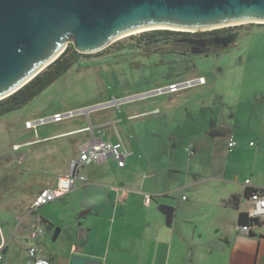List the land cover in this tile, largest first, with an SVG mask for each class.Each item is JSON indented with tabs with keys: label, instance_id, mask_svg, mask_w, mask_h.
I'll use <instances>...</instances> for the list:
<instances>
[{
	"label": "rangeland",
	"instance_id": "obj_1",
	"mask_svg": "<svg viewBox=\"0 0 264 264\" xmlns=\"http://www.w3.org/2000/svg\"><path fill=\"white\" fill-rule=\"evenodd\" d=\"M259 25H241L243 27L237 32L234 46L209 53H189L174 43H164L151 47L154 52L147 56L124 53L101 57L100 51L80 54L77 64L40 96L23 109L1 117L0 229L6 238L5 223L11 225L14 221L9 215L18 216L17 223L26 211L22 203L28 207L30 196L36 189L55 185L57 177L68 169L71 161L78 158L79 145L89 138V133L43 144L26 143L43 135L79 130L88 126L89 121L94 122L96 117L101 118V122L122 119L121 124L110 127L122 139L131 135V126L137 123L144 137L151 134L147 135L148 140H153L155 134L159 140L169 135L171 141H160L161 152L156 156L158 161L181 168L176 181L181 182L189 173L198 175L194 177L198 181L197 186L180 195L185 199L213 196L219 188L226 187V182L238 180L243 183L253 175L264 182V109H260L261 104L254 98L258 97L255 92L264 93V26ZM130 36L120 38L104 49L118 42L127 46L132 43ZM69 45L72 44L66 43V47ZM199 78L205 80L203 85L175 93L165 92L133 100L120 104L118 108L111 106L87 115L79 114L59 123L49 121L32 129L25 126L28 121L51 119L55 113L66 114L119 102ZM135 106H143L146 110L157 109L158 115L143 122L129 121L124 113L128 115L130 110L127 109ZM211 126L223 134L210 136ZM104 131L109 130L104 128ZM229 135L237 144L232 152L227 146ZM197 143V151L190 155L187 150ZM115 170V163L108 159L106 164L84 167L81 175L87 178L88 183H108L120 179ZM139 175L141 179L142 174ZM70 198L71 195L65 196L56 203L36 209V217H50L56 229H67L66 232L74 229L77 222L82 225L85 217H81V213L74 215ZM19 202L21 209H18ZM206 207L201 204L198 211L204 212ZM241 207L244 208L243 205ZM18 236L15 235L14 243L23 248L24 241ZM47 242L54 251L62 249L61 252L73 253L69 241L62 244L61 239L52 241L51 237H47Z\"/></svg>",
	"mask_w": 264,
	"mask_h": 264
},
{
	"label": "crops",
	"instance_id": "obj_2",
	"mask_svg": "<svg viewBox=\"0 0 264 264\" xmlns=\"http://www.w3.org/2000/svg\"><path fill=\"white\" fill-rule=\"evenodd\" d=\"M256 94L258 97L254 98L261 104L260 109L263 110L264 93L255 92ZM142 107L127 109L130 113L128 115L124 113L125 118L129 121L143 122L158 115L157 109L146 110ZM98 118H94V122L89 121L88 126L79 130L43 135L35 141L26 143L43 144L80 133H89V138L79 145L81 148L90 141L92 132L94 138L105 142L120 141L128 154L124 168L116 166L115 172L120 179L108 183L101 181L88 183L83 175L85 182H78L73 191L47 204L56 203L62 197L71 195L74 215L86 212L81 216L85 217L82 225L79 226L77 222L75 228L67 232V229H59L56 238L61 239L62 244L71 242L73 253L61 252L62 249L55 251L50 249L47 237L52 238L56 229L55 223L50 217L43 219L36 217L35 211L30 212L31 205L39 193L53 189L55 185L52 188L40 187L30 196L28 207L22 203L26 211L22 213L17 223L15 220L18 216L9 215L14 221L11 225L9 222L5 223L8 238L0 229L2 249L0 264L27 263L26 252L31 244L26 241V233L32 227L45 229V234L39 238L36 246L41 256L50 264H71V258L74 256L92 259L100 264H264V229H253L247 235L237 229L238 215L247 209L244 182L249 180L252 188L264 189V182L258 176L253 175L243 183L238 180L226 182V187L219 188L213 196L201 198L193 196L190 200L185 199L180 195L197 186L198 181L194 180V177L198 175L189 173L181 182L176 181L175 178L181 174V168L158 161L156 156L161 152L160 141H171L169 135L159 140L155 134L153 140H148L146 137L151 134L148 133L144 137L137 123L132 124L131 135L122 139L110 128L121 124L122 119L101 122V118ZM104 128H108L109 131H104ZM212 128L211 126L209 132ZM190 147H192L190 155H193L198 149V143L195 147ZM107 162L108 160L103 164ZM67 171L68 169L59 176L65 175ZM139 174H142L141 179ZM145 195L151 197L148 204L144 202ZM232 197L238 198V209L225 205ZM160 204L174 209L170 227L166 226L165 217L158 211ZM201 204L207 207L210 205V208L206 207V211L199 212L198 206ZM17 205L18 209H21V202ZM48 224L52 226L51 231L46 229ZM17 234L24 241L23 248L14 243Z\"/></svg>",
	"mask_w": 264,
	"mask_h": 264
},
{
	"label": "water",
	"instance_id": "obj_3",
	"mask_svg": "<svg viewBox=\"0 0 264 264\" xmlns=\"http://www.w3.org/2000/svg\"><path fill=\"white\" fill-rule=\"evenodd\" d=\"M245 23L264 24V0H0V101L56 61L66 43L79 54H90L140 32L197 33ZM153 95L157 92L116 103ZM111 106L117 105L112 102L78 113L87 115ZM158 211L170 227L174 209L160 205ZM59 231L55 229L52 241ZM70 263L100 264L80 256L72 257Z\"/></svg>",
	"mask_w": 264,
	"mask_h": 264
},
{
	"label": "built area",
	"instance_id": "obj_4",
	"mask_svg": "<svg viewBox=\"0 0 264 264\" xmlns=\"http://www.w3.org/2000/svg\"><path fill=\"white\" fill-rule=\"evenodd\" d=\"M204 32V31H202ZM205 80L203 78H199L193 82H186L180 86L171 85L168 89L158 90L157 95L165 92L175 93L181 89L191 88L195 85H203ZM118 107L120 104H117L116 101L114 102ZM77 112H68L66 114H54L51 119L43 120L40 119L37 122H26V128L32 129L36 125H42L46 122L52 121L55 123L62 122L65 119H71L75 116L79 115ZM89 131V129H87ZM91 132V130H90ZM228 141V150L232 152V150L236 147V142L232 135H229L227 138ZM192 147L188 149L191 152ZM128 154L124 149L123 144L118 141L116 143L105 142L102 139H96L92 135L91 132V139L89 142L84 144L80 148L79 156L77 159L71 161L68 171L65 175H61L57 178L55 187L53 189L43 190L39 193V195L33 201L30 212L36 211V209L47 205L48 203L52 202L56 198L64 196L71 191L74 190L76 184L78 182H85V177L81 175V170L92 164H103L108 159H112L117 168H124L125 160ZM244 188L246 190H251L252 192L245 196L247 209L245 213L248 215L249 218L256 220L257 223L252 225H239L238 231L242 234H250L253 229H264V189H254L251 187L250 181L246 180L244 182ZM151 200L149 195L144 196L145 204H148ZM45 234V229L43 227H32L26 233V241L30 244L27 248V257L28 261L26 264H50L48 260L44 259L37 246V241ZM0 248V253H1ZM2 257L0 254V261Z\"/></svg>",
	"mask_w": 264,
	"mask_h": 264
},
{
	"label": "trees",
	"instance_id": "obj_5",
	"mask_svg": "<svg viewBox=\"0 0 264 264\" xmlns=\"http://www.w3.org/2000/svg\"><path fill=\"white\" fill-rule=\"evenodd\" d=\"M254 25V24H251ZM259 26H264L260 24ZM243 26L227 27L221 29H214L211 31L189 33V32H176L167 30H153L143 32L139 36H157L162 38H183L189 36H211L220 39L222 42L219 44V49L230 48L235 45L237 40V32ZM80 54L75 51L73 45L66 47L62 55L49 65L42 73L35 77L31 82L25 85L22 89L11 95L10 97L0 101V118L6 114L23 109L26 105L40 96L57 80L63 77L73 66L78 62ZM223 134V133H221ZM219 132L210 130L209 135L214 137L221 135ZM252 191L246 190L245 196H248ZM225 205L238 209L239 200L232 197ZM45 222V221H44ZM46 223V222H45ZM239 225H252L257 223L256 220L251 219L245 212L238 215ZM48 231L52 230V226L48 224L46 227Z\"/></svg>",
	"mask_w": 264,
	"mask_h": 264
},
{
	"label": "flooded vegetation",
	"instance_id": "obj_6",
	"mask_svg": "<svg viewBox=\"0 0 264 264\" xmlns=\"http://www.w3.org/2000/svg\"><path fill=\"white\" fill-rule=\"evenodd\" d=\"M132 43L125 46L122 42L113 44L112 46L103 49L99 52L101 57L112 56L117 54L140 53L143 56H147L151 51V47L157 44L174 43L176 47L182 48L187 52L193 53L196 50H200L201 53H209L219 50V44L222 42L220 39L211 36H189L183 38H162L157 36H130ZM110 45V44H109ZM108 45V46H109ZM107 47V46H106Z\"/></svg>",
	"mask_w": 264,
	"mask_h": 264
},
{
	"label": "bare ground",
	"instance_id": "obj_7",
	"mask_svg": "<svg viewBox=\"0 0 264 264\" xmlns=\"http://www.w3.org/2000/svg\"><path fill=\"white\" fill-rule=\"evenodd\" d=\"M245 24H248V23H245ZM255 24H259V23H255ZM264 25V24H263ZM160 30H170V29H160ZM213 30V29H212ZM153 31V30H151ZM171 31H178V32H194V31H181V30H171ZM145 32H148V31H145ZM140 33H143V32H140ZM136 34H139V33H136ZM134 35V34H133ZM130 36V35H129Z\"/></svg>",
	"mask_w": 264,
	"mask_h": 264
}]
</instances>
